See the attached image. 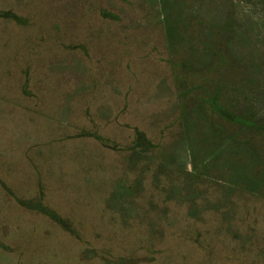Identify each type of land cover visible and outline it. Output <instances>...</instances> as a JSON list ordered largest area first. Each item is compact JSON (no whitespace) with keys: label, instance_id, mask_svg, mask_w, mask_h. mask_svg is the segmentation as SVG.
Here are the masks:
<instances>
[{"label":"rangeland","instance_id":"obj_1","mask_svg":"<svg viewBox=\"0 0 264 264\" xmlns=\"http://www.w3.org/2000/svg\"><path fill=\"white\" fill-rule=\"evenodd\" d=\"M0 264H264V0H0Z\"/></svg>","mask_w":264,"mask_h":264}]
</instances>
